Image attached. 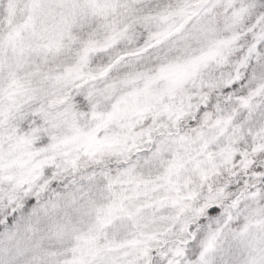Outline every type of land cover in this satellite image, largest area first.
<instances>
[{"label": "snow or ice", "instance_id": "snow-or-ice-1", "mask_svg": "<svg viewBox=\"0 0 264 264\" xmlns=\"http://www.w3.org/2000/svg\"><path fill=\"white\" fill-rule=\"evenodd\" d=\"M0 264H264V0H0Z\"/></svg>", "mask_w": 264, "mask_h": 264}]
</instances>
